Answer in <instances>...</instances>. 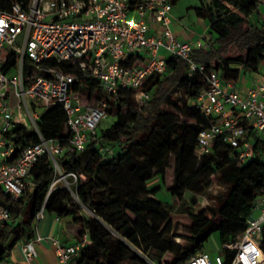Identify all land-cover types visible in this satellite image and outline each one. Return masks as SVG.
<instances>
[{
    "label": "trees",
    "instance_id": "16d2710c",
    "mask_svg": "<svg viewBox=\"0 0 264 264\" xmlns=\"http://www.w3.org/2000/svg\"><path fill=\"white\" fill-rule=\"evenodd\" d=\"M179 1L172 0L173 6ZM200 3L196 13L209 20V35L215 41L214 49H195V61L218 69L226 81H237L242 70L258 71L264 62V22L259 18V0ZM230 48L238 51L226 54ZM18 61L19 54L12 52L5 70L17 68ZM52 64L64 72L81 74L78 64ZM32 68L31 60L25 56V75H30ZM206 87L199 72L189 74L186 60L169 56L166 72L149 76L142 87L150 94L147 101L140 103L134 90H121L117 99L109 100V114L115 115L116 121L106 128L100 124L98 134L101 144L115 148L113 158L105 157L92 145L87 162V151L65 152L58 158L63 171L77 174L73 191L63 186L51 189L55 168L47 155L32 168L30 179L34 185L26 188L19 199L0 189V201L11 212V220L0 227V264L8 261L18 241L35 236V216L43 206L46 212L72 217L81 228L79 240L88 235L89 242L73 259L74 264H147L144 256L157 264H178L203 251L214 233H219L220 253L229 263L235 250L225 245L245 231L254 202L264 193V142L255 141L253 155L245 163L236 159L234 150L223 140L214 145L212 153L199 157L197 138L206 120L193 100ZM83 88L90 94L97 91L98 98L103 93L100 82L93 78H82L73 85L74 90ZM179 91L187 93L181 103L175 97ZM172 107L180 110L185 120L176 123L170 113ZM37 123L46 139L57 138L67 145L73 136L67 112L60 105L43 110ZM4 135L15 141L11 161L20 156L24 147L41 140L35 128L18 123ZM171 155L175 158L174 179L164 189L172 198H182L183 186L194 175L220 171L221 178L229 184L215 205L197 213L184 205L193 219L184 244L175 240L181 236L170 228L174 204L157 197L162 187L155 184L160 176L163 178ZM158 215L167 219L164 225ZM261 245L264 250V226ZM171 251L175 254L168 260L166 254Z\"/></svg>",
    "mask_w": 264,
    "mask_h": 264
},
{
    "label": "built area",
    "instance_id": "2783aa9c",
    "mask_svg": "<svg viewBox=\"0 0 264 264\" xmlns=\"http://www.w3.org/2000/svg\"><path fill=\"white\" fill-rule=\"evenodd\" d=\"M174 20L172 0H143L136 5L131 0H0V189L19 199L34 185L31 170L44 155L65 179L66 173L78 178L62 170L58 158L65 152H85L92 145L113 158L115 148L101 144L98 134L101 121L109 115V100L117 99L121 90H134L140 103L147 101L150 94L142 87L149 76L166 72L169 56L186 60L189 74L199 72L207 83L193 100L206 120L197 138L198 156L212 153L214 145L223 140L240 163L247 162L255 141L264 142V72L252 71L251 85L237 88L218 69L194 59L195 49H212L215 39L202 33L196 40H181L173 29ZM161 50L167 55L160 54ZM12 52L19 54L18 67L6 71ZM25 56L33 66L30 75L24 73ZM52 61L78 64L81 74L64 72ZM82 78L100 82V98L97 91L90 94L88 89H73ZM29 99L35 101V109ZM54 104L68 115L73 136L67 145L57 138L46 139L38 127L42 111ZM15 123L35 128L41 140L24 147L11 161L15 141L4 133ZM55 186L53 181L51 189ZM45 214L43 206L35 216L36 235L23 243L27 264L36 256L35 245L46 240L38 233ZM10 220V210L0 201V227ZM263 226L264 193L255 200L245 231L225 245L235 250L229 263L224 254L203 250L178 264H264ZM88 242V235L71 245L55 239L58 264H74Z\"/></svg>",
    "mask_w": 264,
    "mask_h": 264
},
{
    "label": "rangeland",
    "instance_id": "374dc122",
    "mask_svg": "<svg viewBox=\"0 0 264 264\" xmlns=\"http://www.w3.org/2000/svg\"><path fill=\"white\" fill-rule=\"evenodd\" d=\"M201 5L200 0H180L176 5H174L173 13L178 18H180L184 25L186 27H190L193 29H203L205 27L204 24L200 22V16L197 15L195 7H199ZM200 17V18H199ZM203 18V17H202ZM205 19V18H203ZM206 22H208V19H205ZM23 36H21V42H19L20 45H22ZM214 49V48H212ZM238 50L236 48H230L226 54H232L236 53ZM143 53H145L143 51ZM160 54L167 55L164 50H161ZM260 71L264 72V63L260 66ZM244 71H242L241 77L243 76ZM253 72L247 73V78H251V75H253ZM241 82H238V86H241ZM87 96L89 94H86ZM98 96V93L96 94ZM12 99L14 98V95L12 94ZM176 99L179 103L182 102L187 97V93L184 91H179L175 95ZM98 98V97H97ZM93 101V99L91 98ZM29 102L32 105V109H35L34 104L35 101L33 99H29ZM39 111H42L43 108H40L39 106L36 107ZM170 113L176 123H179L181 120H185L186 117H184L181 114V111L177 108H171ZM116 121V116L109 114L103 120L101 121V127L106 128L109 127L112 123ZM90 152L87 151L84 154L85 162L89 160ZM130 156L127 154L125 156L126 162L129 161ZM167 166L164 168V175L163 178L160 176L159 180L155 183L161 186V191L157 194V197L166 201L171 202L174 204V209L170 213L169 218L171 220L170 228L172 231H177L178 234L181 237H176L175 240L181 244L185 243L184 236H188L190 234L189 229L192 224V217L188 211H186L184 208L185 204L189 205V209L192 212H200L201 210L207 208L210 205L217 204V199L221 196H224L225 192L229 188V184L226 183L222 178L220 171H216L214 173H209L206 176L202 175H194L191 176L188 180V183L183 186V195L180 199L172 198V196L169 194L168 191H166L164 188L168 187L170 184H172L174 179V167H175V158L174 156H169L167 159ZM66 179L64 178L61 171H55L54 172V181L56 182V186H63V187H73L76 182L77 178L73 174L66 173ZM207 182H209V185L206 186ZM85 210L89 213L91 211L85 207ZM257 215V214H256ZM159 222L161 224H165L166 218L162 215H158ZM207 245L209 247H216L214 250H217L218 247L221 246V241L217 240L214 243V239L210 238V240L207 242ZM175 254V251L168 252L166 254V259L171 260L172 256ZM147 261H150V259L147 256H144Z\"/></svg>",
    "mask_w": 264,
    "mask_h": 264
},
{
    "label": "crops",
    "instance_id": "0c3cea01",
    "mask_svg": "<svg viewBox=\"0 0 264 264\" xmlns=\"http://www.w3.org/2000/svg\"><path fill=\"white\" fill-rule=\"evenodd\" d=\"M260 2V15L259 18L262 22H264V0H259ZM174 9V6H173ZM174 15V13H173ZM174 22H173V29L181 40H196L199 34H208L209 35V28L210 22H206L205 19L202 17L200 18V22L205 25V27L201 29H193L190 27H186L183 21L174 15ZM244 71L243 76L235 81V85L239 89H245L249 85H251V78H247V73L249 71ZM260 71V69H259ZM238 82H241V86H238ZM2 118L0 117V130L2 126ZM88 151V150H86ZM85 151V152H86ZM81 232L80 225L74 221L72 217H60L56 213H49L46 212L43 219L40 220L38 223V233L44 237L46 240L40 241L35 245L36 256L32 260L31 264H58V255L56 251V245L54 240H59L65 245L75 244L79 241V235ZM36 235V233H35ZM211 238L214 239V243L217 240H220L219 233H214ZM27 241H18L12 249L11 255L8 258V261L4 264H27L25 261V254L23 251V243ZM216 247H209L206 244L204 248L205 251L210 253L220 252L222 248V244L217 250H214ZM147 264H157L156 262L150 260Z\"/></svg>",
    "mask_w": 264,
    "mask_h": 264
},
{
    "label": "water",
    "instance_id": "95a60500",
    "mask_svg": "<svg viewBox=\"0 0 264 264\" xmlns=\"http://www.w3.org/2000/svg\"><path fill=\"white\" fill-rule=\"evenodd\" d=\"M87 208V207H86ZM88 209V208H87Z\"/></svg>",
    "mask_w": 264,
    "mask_h": 264
}]
</instances>
